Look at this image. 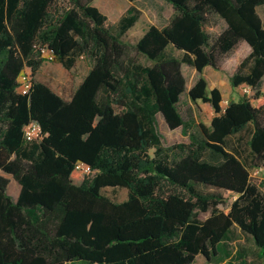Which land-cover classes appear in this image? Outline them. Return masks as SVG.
I'll use <instances>...</instances> for the list:
<instances>
[{"label":"trees","instance_id":"1","mask_svg":"<svg viewBox=\"0 0 264 264\" xmlns=\"http://www.w3.org/2000/svg\"><path fill=\"white\" fill-rule=\"evenodd\" d=\"M95 1L0 0V264H193L217 256L235 228L264 259V191L251 175L264 168V0H165L168 24L133 45L123 36L138 14L129 9L115 24ZM213 19L225 23L215 36ZM244 43L250 53L227 76L255 98L244 94L224 110L221 91L200 76L187 94L214 116L191 132L179 107L182 66L223 71ZM43 49L68 71L80 58L91 63L70 98L35 79ZM26 69L33 80L22 94ZM159 118L188 142L166 145ZM31 123L42 133L27 141ZM80 162L93 173L77 172ZM1 173L21 186L16 201ZM199 186L237 198L225 212L223 196ZM107 188L126 189L127 199L115 202Z\"/></svg>","mask_w":264,"mask_h":264},{"label":"rangeland","instance_id":"2","mask_svg":"<svg viewBox=\"0 0 264 264\" xmlns=\"http://www.w3.org/2000/svg\"><path fill=\"white\" fill-rule=\"evenodd\" d=\"M109 7L106 8V4ZM94 6L97 7L104 15H106L111 21L116 22L123 14L127 13L129 9L134 10L139 16L137 25L128 33L129 42H133L139 34H143L150 26L164 27L168 24L169 19L173 13L172 6L165 0H137L133 3H129L127 0H96ZM111 12H116L113 15ZM259 15L264 23V6L258 9ZM225 28V23L220 19H213L212 25L209 27V33L212 36L219 34ZM250 53V48L247 44H242L231 55L226 56L222 61L223 71H215L211 68H207L205 77L209 82L216 81L223 91L224 95L228 97L222 103V108L231 104V101H238L241 96L244 95L243 88H233L230 84L227 74L233 71L240 61H242ZM170 54L178 55L180 58L182 53L171 50ZM130 55L135 57V52L130 51ZM137 57V56H136ZM140 62L145 65H149L150 62L138 56ZM89 61L84 58H80L76 66L71 70H66L60 64L55 61H45L42 68L39 70L35 79L43 81L51 86V88L64 98H69L76 90L82 79L85 77L89 69ZM183 74L187 80V85L193 80V69L187 65H183ZM196 75L194 81L198 78ZM255 98V92L251 96V99ZM256 104V101H253ZM180 111L186 121L190 125L191 132H195L198 129L199 124L211 125V120L214 115V111L209 109L207 105L201 101L194 103L190 100L187 92L183 94L181 102L179 104ZM212 110V111H211ZM160 132L164 137L166 145L177 144L188 141L187 137L182 135L181 129L177 131H169L163 120L160 119ZM247 131L241 133L239 136L244 137L247 135ZM239 136L230 138L228 141L229 150L233 151L238 143ZM153 152V151H152ZM253 182L260 185L264 191V170L256 175L253 173ZM10 180V193L16 196L19 191V186L13 180L12 177H7ZM199 190L203 193H218L224 198V204L220 206V209L227 212L231 203L237 198V195L226 191H215L210 188L199 186ZM126 189H113L107 188L103 190V194L115 202H122L127 197ZM210 216L208 213H200L199 217L205 220ZM193 264H264V259L259 254V249L254 242L245 236L239 229L235 228L233 234L224 247L219 251L218 255L213 257L212 260H206L203 256H198Z\"/></svg>","mask_w":264,"mask_h":264},{"label":"built area","instance_id":"3","mask_svg":"<svg viewBox=\"0 0 264 264\" xmlns=\"http://www.w3.org/2000/svg\"><path fill=\"white\" fill-rule=\"evenodd\" d=\"M42 55L47 61L53 60V56L46 49L42 50ZM32 80H33V76L31 70L26 69L25 71H23V73L19 78V83H20L19 92L22 94H27L32 85ZM243 93L247 96L253 95V91L250 87H243ZM41 133H42L41 128L37 123H31L30 125L24 128V136L27 141H32L34 139L39 138L41 136ZM76 171L86 176H89L93 173L92 168L89 165L81 162L76 165ZM253 174L256 175L257 172L256 173L253 172Z\"/></svg>","mask_w":264,"mask_h":264},{"label":"crops","instance_id":"4","mask_svg":"<svg viewBox=\"0 0 264 264\" xmlns=\"http://www.w3.org/2000/svg\"><path fill=\"white\" fill-rule=\"evenodd\" d=\"M96 2V1H95ZM94 2V3H95ZM129 2V1H128ZM94 3H93V5H94ZM129 3H131V2H129ZM128 12V11H127ZM113 15H116V12H111ZM126 14V13H125ZM125 14H123L122 16H124ZM173 14V13H172ZM121 16V17H122ZM172 16V15H171ZM121 17L116 21V22H114V21H111L109 18V20L112 22V23H115V24H117L119 21H120V19H121ZM139 21V20H138ZM138 23V22H137ZM137 23L131 28V29H129L128 30V32L123 36V40L124 41H126V42H128V43H130V44H136L137 42H138V40L145 34V32L148 30H146V31H144V33L143 34H139L137 37H136V39L133 41V42H129L128 41V37L127 36H129L130 34H128L136 25H137ZM172 49H170V51H171ZM178 52V51H177ZM178 53H181V52H178ZM175 56H177V57H179L178 55H175ZM90 63V62H89ZM183 67V66H182ZM189 67V66H188ZM189 68H192V67H189ZM207 68L208 67H206L205 69H204V71H203V73L202 74H199L194 68H192L193 69V80L192 81H190V84L189 85H187V91L186 92H188L192 87H193V85L195 84V82L199 79V77L200 76H203L204 78H206L205 77V72H206V70H207ZM210 68V67H209ZM90 69H91V63L89 64V69H88V71H87V73H86V75H85V77L87 76V74L89 73V71H90ZM212 69V68H211ZM214 70V69H213ZM182 71H183V68H182ZM216 71V70H215ZM196 75H198L197 77V79L194 81V79H195V77H196ZM84 77V78H85ZM83 78V79H84ZM83 79H82V81H83ZM207 81H208V79H206ZM81 81V82H82ZM81 82H80V84H81ZM186 83H187V80H186ZM79 84V85H80ZM78 85V86H79ZM208 86H209V90L211 91L212 89H214V88H217V89H219L220 91H221V93H222V96H223V102L225 101V99H227L228 97H226V95H224V93H223V91L220 89V87H219V85H218V83L216 82V81H212V82H209L208 81ZM183 97V96H182ZM70 98V97H69ZM222 102V103H223ZM233 102H237V101H231V103H233ZM197 103H199V102H197ZM207 105V107L209 108V109H212L213 110V108H212V106L211 105H209V104H206ZM228 106V105H227ZM227 106L225 107V108H223L224 110L227 108ZM211 110V111H212ZM214 116V115H213ZM213 118V117H212ZM160 119H162V118H159V123H160ZM163 120V119H162ZM163 123H164V121H163ZM165 124V123H164ZM177 131V130H176ZM251 131H252V127L250 126V127H248V132H250L251 133ZM240 135V134H239ZM239 135H237V136H239ZM251 136V135H250ZM250 136L248 135V137L247 138H245V141H248L249 140V138H250ZM239 138H240V136H239ZM238 138V139H239ZM186 142H188V141H186ZM237 146V145H236ZM264 170V168H261V169H253L251 172L253 173H260L261 171H263ZM1 175H3L4 177H12L13 178V176H11V175H7V174H4V173H1ZM8 179V178H7ZM13 180H14V178H13ZM10 181V180H9ZM15 181V180H14ZM16 182V181H15ZM17 183V182H16ZM17 185L19 186V191H18V194L16 195V196H14L13 194H11L10 193V186H11V184L9 183V186H8V193H9V195L16 201L17 199H18V197H19V194H20V190H21V186L17 183ZM124 190V189H123ZM127 193V192H126ZM126 199H127V197H126ZM125 199V200H126ZM124 200V201H125Z\"/></svg>","mask_w":264,"mask_h":264}]
</instances>
